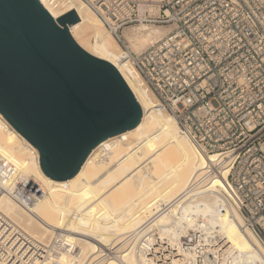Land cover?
<instances>
[{
  "label": "bare ground",
  "instance_id": "bare-ground-1",
  "mask_svg": "<svg viewBox=\"0 0 264 264\" xmlns=\"http://www.w3.org/2000/svg\"><path fill=\"white\" fill-rule=\"evenodd\" d=\"M39 1L55 20L75 11L79 21L67 25L72 38L117 69L141 108V118L133 128L98 143L73 177L58 181L42 172L37 149L0 113V154L26 182L41 190L29 207L0 194V212L40 244L47 245L56 234L64 233L78 245L79 258L62 252L49 257L54 264H86L90 259L91 264H151L139 250L149 230L163 236L166 232L174 242L198 227L194 216L205 224L209 236H202L203 241L218 264H264L263 243L220 195L197 191L176 201L190 181L203 174L207 158L181 131L174 115L159 107L156 96L98 16L81 0ZM169 30L144 24L124 29L123 37L128 48L139 53ZM218 156L210 154L211 159ZM208 183L217 188L222 184L213 178ZM170 202L175 203L166 210ZM174 250L175 259L193 258L191 251ZM103 252L110 253L102 256Z\"/></svg>",
  "mask_w": 264,
  "mask_h": 264
},
{
  "label": "built area",
  "instance_id": "built-area-1",
  "mask_svg": "<svg viewBox=\"0 0 264 264\" xmlns=\"http://www.w3.org/2000/svg\"><path fill=\"white\" fill-rule=\"evenodd\" d=\"M81 1L120 44L159 107L174 115L181 131L207 158L203 174L190 181L176 201L197 191L218 194L239 211L264 245V0ZM144 24L170 30L146 49L132 52L123 30ZM210 154L219 156L211 159ZM212 178L222 184L212 186ZM3 193L29 207L41 190L0 154ZM200 219L194 216L198 227L174 242L152 227L140 244L141 254L151 264H218L203 241L209 233ZM175 248L191 251L193 258L175 259ZM62 252L81 255L64 233L40 244L0 212V264H54L49 257Z\"/></svg>",
  "mask_w": 264,
  "mask_h": 264
},
{
  "label": "water",
  "instance_id": "water-1",
  "mask_svg": "<svg viewBox=\"0 0 264 264\" xmlns=\"http://www.w3.org/2000/svg\"><path fill=\"white\" fill-rule=\"evenodd\" d=\"M77 21L74 10L55 20L39 0H0V113L58 181L141 118L117 69L72 38L67 25Z\"/></svg>",
  "mask_w": 264,
  "mask_h": 264
}]
</instances>
